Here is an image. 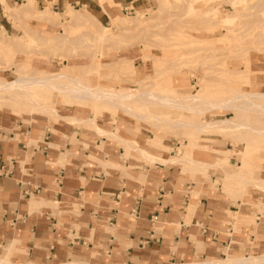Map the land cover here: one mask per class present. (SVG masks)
<instances>
[{"label": "crops", "instance_id": "crops-1", "mask_svg": "<svg viewBox=\"0 0 264 264\" xmlns=\"http://www.w3.org/2000/svg\"><path fill=\"white\" fill-rule=\"evenodd\" d=\"M30 1L41 11L80 5L94 17L96 12L107 18L116 13L115 5L137 10L155 2L0 0V16L2 5L6 14L12 5ZM60 116L50 121L29 113H0V257H8L10 264H215L264 256V206L257 210L254 197L248 203L237 192L228 196L211 187L217 181L222 190L241 189L263 202L264 194L246 189L241 179L214 180L208 168L230 165L206 144L194 152L197 157L192 150L205 166L198 167L204 178L182 172L179 165L188 162L172 161L174 156L162 149L127 150L122 139L120 146L79 127L72 120L86 118L84 109H67ZM106 117L102 113L98 121L104 124ZM133 209L139 210L137 217L131 216ZM253 214L256 225L246 235L237 232L235 223L245 224Z\"/></svg>", "mask_w": 264, "mask_h": 264}, {"label": "rangeland", "instance_id": "rangeland-1", "mask_svg": "<svg viewBox=\"0 0 264 264\" xmlns=\"http://www.w3.org/2000/svg\"><path fill=\"white\" fill-rule=\"evenodd\" d=\"M154 1V5L134 10L123 9L110 0V4L116 6V13H110L109 18L95 11L94 17L87 9L83 10V6L72 5L71 13L80 9V24L68 21L66 10L58 13L49 10L44 17H40L39 12L36 17L15 18L5 14L2 5L4 16H0V31H4L6 38L11 37L16 52L12 55L0 50V79L12 81L21 75L64 71L72 78L67 81L72 87L83 84L95 92L107 89L152 91L173 96L181 102H191L198 97L207 103L194 102L200 105L199 110L162 106L142 94L128 100L87 101L91 99L78 93L46 91L38 98L43 102L54 101L56 113L41 111L28 96L17 93L11 98H0V113L3 110L29 113L53 121L62 118V111L67 109H84L85 117L98 116V125L95 128L89 122L76 123L83 129L96 130L100 135L115 139L120 146L124 145L120 138L111 132L101 134L99 131L113 130L121 137L134 140L135 146L162 149L165 155L182 159L177 162H188L179 165L182 172L200 177L204 176L198 167L204 165L193 158L192 150L197 157L194 152L201 151V144H206L218 160L228 161L230 165L222 163V170L208 168V173L216 175L214 180L222 176L226 180L241 179L248 183L246 189L264 194V112L255 107L201 111L247 92H264V41L254 43L251 41L254 35L246 32L249 39L241 32L246 25L250 26L247 22L264 21V3L257 4L259 0ZM11 7L13 12L19 8L18 4ZM210 8L217 14H206ZM114 16L120 21L103 32L104 27H111ZM254 101L264 104V100ZM102 113L107 115L104 124L98 121ZM227 118L235 125L231 129L220 127L211 131L203 123ZM192 122L195 123L192 125ZM223 153L228 157L219 159L218 155ZM136 157L141 156L136 154ZM211 188L228 196L238 193L235 196L247 198L248 203L254 197L257 210L264 206L262 199L245 196L246 191L241 189L222 190L217 181ZM255 217L253 214L245 224L236 222L237 232L246 235L248 228L256 225ZM234 240L235 244L237 239ZM236 254L245 256L240 252Z\"/></svg>", "mask_w": 264, "mask_h": 264}, {"label": "bare ground", "instance_id": "bare-ground-1", "mask_svg": "<svg viewBox=\"0 0 264 264\" xmlns=\"http://www.w3.org/2000/svg\"><path fill=\"white\" fill-rule=\"evenodd\" d=\"M258 2H260V4H262V3H264V0L257 1V4H258ZM236 3H238V2H236ZM254 6H255V8H257L256 4ZM260 6L258 5V7H260ZM71 8L72 7H69L66 10L68 21H70L72 23L80 24V18H82V14L79 12V9H76L74 13H71V11H72ZM48 11L49 10H45V11L38 10L35 7V5L33 4V2L30 1L27 3L25 2V4H21V6L15 12L11 11V9L8 8L7 15L9 17H15V18L27 17V16L36 17V14L40 12L39 14L41 16L38 15V17L39 16L44 17V14H47ZM206 14L216 15L217 12L215 11L214 8H210L209 11H206ZM111 19H112L111 20L112 21L111 27L110 26L104 27L103 32H106L107 30H110L111 28L115 27L116 24H114V23L117 22V20L120 21V19L116 18V16L111 17ZM255 23H254L255 24L254 25L253 22H247V24H250V26L246 25L247 28L245 27V30L243 31V29H242L241 32H242V34H243V32H245V35H247L248 33H251L250 35H254L253 36L254 38H252V36H251V38H252L251 41L254 40V43H262L264 41V21H262V20L258 21L257 20ZM83 24L84 23H82V25ZM244 24L242 25V27L245 26ZM246 32H247V34H246ZM5 36L6 35H5L4 31H0V50L3 51V53L5 52L6 54H12L13 55L14 52H16L15 51V45L13 44L12 39H10L11 37L6 38ZM237 36H240V35H237ZM102 37H104V36H102ZM241 38H242V36H241ZM247 38L250 39L249 36ZM242 39H244V38H242ZM246 41L251 43L250 40L246 39ZM246 68L249 72V64L248 63L246 65ZM246 68L244 71H246ZM21 70L19 68V71H21ZM246 73H247V71H246ZM69 79H72V78H70L68 75H66V73H64V71L53 72V73H49L46 75L36 74V73L30 74V75H21L17 79L12 80V81H3L2 79H0V98L1 97H8V98L10 97L11 98L13 96V94H16V93L17 94H24L25 96H28L30 102L36 108H39L43 112L47 111V110H51L54 113L57 112L56 109L54 108V104H55L54 101L43 102V101H41V99L38 98V96H40V95L44 96L46 91H51V92H56V93H61V94L78 93V94H81L83 97L91 99V100H87V101H92V100L113 101L116 99L128 100L131 98L138 97L142 94V95L150 98L151 100L158 102L162 106H169V107L178 106L180 108H185V109L193 110V111L199 110L198 107L200 106V105H194V102L199 101V102H201L202 105L207 104L206 102H204L203 99L198 98V97H195L191 102H188V101L181 102L180 100L176 99L173 96L157 94V93H154L152 91L139 92V91H125L123 89H117V90L107 89L106 92H95L92 88H90L87 85H83V84H81L80 87L78 85H75L74 87H72L73 85H69L67 83V81ZM254 99L261 100V101L264 100V92H253V91L247 92V93H244L238 97H232L228 101L217 102L214 105H211L210 109L209 108L203 109L201 111L206 112V111H211V110H215V109H222V108L223 109L224 108L225 109H231V110H238V109L245 110V109L255 107L256 109L264 112V104L258 103L256 101H254ZM82 104H83V102H82ZM97 117L94 116V117H88V118L87 117L86 118H77L75 116L73 121L77 124H83L84 122H89L92 125H94L96 128L98 125ZM203 123L206 124V126H209V128H210L209 130H211V131L218 130L221 126H226L229 129H231L233 126H235L234 124L230 123L229 119L228 120L220 119V120H215V121L213 120L210 122H203ZM204 124H203V126H204ZM109 132H111L117 138L124 140L125 141L124 146H129L130 148L137 149V147H133V146H135L134 140L130 141L128 139L122 138L121 136L117 135V133L114 132L113 130H109V131L106 130L104 132L99 131V133H101V134L109 133ZM227 151H230V149H228ZM146 156L149 158H154V157H151L148 155H146ZM218 156H219V159L221 157H228L227 153L219 154ZM171 160L172 161H180L182 159H180V157L179 158L178 157H172ZM221 164L222 163H218L217 166H220ZM258 258L261 261H264V256H249V257H243V258H228L225 261H219L216 263H218V264H226V263H228V264H246L249 262L252 263L255 261H259ZM10 263H12V262H10L9 259L5 258L4 256L0 257V264H10Z\"/></svg>", "mask_w": 264, "mask_h": 264}, {"label": "built area", "instance_id": "built-area-1", "mask_svg": "<svg viewBox=\"0 0 264 264\" xmlns=\"http://www.w3.org/2000/svg\"><path fill=\"white\" fill-rule=\"evenodd\" d=\"M138 215H139V210L133 209L131 212V216L137 217ZM259 216H260V214H259ZM227 232L230 234L233 233V225L232 224L228 225Z\"/></svg>", "mask_w": 264, "mask_h": 264}]
</instances>
